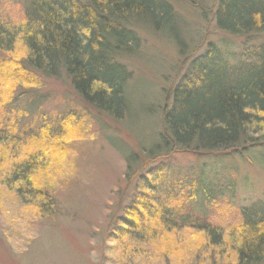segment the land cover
Here are the masks:
<instances>
[{"label":"trees","instance_id":"obj_1","mask_svg":"<svg viewBox=\"0 0 264 264\" xmlns=\"http://www.w3.org/2000/svg\"><path fill=\"white\" fill-rule=\"evenodd\" d=\"M176 1L185 0H22L18 24L0 14V102L19 98L33 106L44 102L46 94L31 92L37 85L29 74H38L66 83L87 112L105 121L124 120L131 111L132 79L125 59L140 49L138 29L175 37L177 45L184 46ZM215 21L224 34L238 38L262 34L263 39L240 52L209 44L193 58L172 90L163 131L153 147L145 149L159 155L152 159L176 153L245 156L264 147V0H219ZM18 46L25 50L20 61L13 57ZM4 55L11 57L1 59ZM18 88L24 91L13 98ZM47 123L21 137L15 125H0V188L28 202L26 207L36 214L51 216L56 202L36 177L47 168L42 166L47 150H65L67 139L80 138L83 127L73 115ZM136 160V153L126 156L129 169ZM159 164L151 174L137 177L130 203L124 204L126 195L121 194L120 203L112 207V227L105 241L117 244L121 252L114 264L151 260L181 264L183 254L190 255L192 264L264 263V199L242 206L239 221L226 227L197 209L211 212L207 205L226 192L233 196V181L208 184L203 171L191 169L184 175L186 184L177 187L166 177L181 174L171 162ZM133 175L127 172V187L133 184ZM180 233L206 235L203 246L208 252L198 262L197 244L188 245Z\"/></svg>","mask_w":264,"mask_h":264},{"label":"rangeland","instance_id":"obj_2","mask_svg":"<svg viewBox=\"0 0 264 264\" xmlns=\"http://www.w3.org/2000/svg\"><path fill=\"white\" fill-rule=\"evenodd\" d=\"M218 4L219 0L175 2L185 36L184 46H178L175 37L157 34L146 27L138 29L140 49L125 59L132 72L128 87L131 111L120 122L105 121L87 112L66 83L38 74H29L37 85L31 92L46 94L44 102L35 106L23 98L0 102V125H15L20 137L24 131L30 132L46 122L54 125L69 115L77 117L83 127L80 138L67 139L65 150H47L42 165L47 168L36 177L43 182L44 193L49 192L56 202L55 214H36L26 207L28 202L0 188V264H114L121 252L116 250L117 244L105 241L112 227L109 218L112 207L120 203L121 194L126 195L124 204L130 203L137 177L151 174L160 162H171L176 173L181 174L169 173L172 178L166 177L177 187L186 184L184 175L191 169L197 173L203 171L208 184L224 185L229 181L236 184L233 196L226 192L223 198L207 205L212 207L211 212L197 209L203 215H212V220L223 226L239 221L237 212L242 206L264 199V147L251 149L245 156L176 153L157 160L152 158L158 154L145 152L163 131L164 113L172 105V90L187 74L193 58L209 44L240 52L252 47L251 42L259 43L263 39L262 34L238 38L219 31L215 21ZM22 12V0H0L2 16L18 24ZM24 55V48L18 46L13 57L20 61ZM5 57L9 60L11 56L4 55L1 59ZM22 91L23 88H18L13 98ZM131 153H136L137 160L129 169L126 156ZM127 172L136 176L130 187L125 179ZM187 185L184 192L188 191ZM179 237L187 239L188 245V241L197 244V262L208 252L203 246L207 239L204 233L191 236L180 233ZM109 245L113 246L112 250L105 247ZM189 257L183 254L181 264H192Z\"/></svg>","mask_w":264,"mask_h":264}]
</instances>
